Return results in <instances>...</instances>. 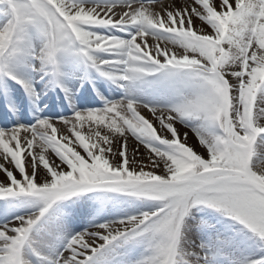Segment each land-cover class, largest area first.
Returning <instances> with one entry per match:
<instances>
[{"label":"snow or ice","instance_id":"6c2138e0","mask_svg":"<svg viewBox=\"0 0 264 264\" xmlns=\"http://www.w3.org/2000/svg\"><path fill=\"white\" fill-rule=\"evenodd\" d=\"M0 264H264V0H0Z\"/></svg>","mask_w":264,"mask_h":264},{"label":"bare ground","instance_id":"6f19581e","mask_svg":"<svg viewBox=\"0 0 264 264\" xmlns=\"http://www.w3.org/2000/svg\"><path fill=\"white\" fill-rule=\"evenodd\" d=\"M189 142L192 143L194 146L196 145V142H195L194 138L190 139ZM197 150H199L198 146H197Z\"/></svg>","mask_w":264,"mask_h":264}]
</instances>
